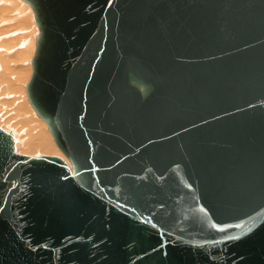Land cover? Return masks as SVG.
<instances>
[{
    "label": "water",
    "instance_id": "95a60500",
    "mask_svg": "<svg viewBox=\"0 0 264 264\" xmlns=\"http://www.w3.org/2000/svg\"><path fill=\"white\" fill-rule=\"evenodd\" d=\"M27 1L75 173L0 129V264H264V0Z\"/></svg>",
    "mask_w": 264,
    "mask_h": 264
},
{
    "label": "bare ground",
    "instance_id": "6f19581e",
    "mask_svg": "<svg viewBox=\"0 0 264 264\" xmlns=\"http://www.w3.org/2000/svg\"><path fill=\"white\" fill-rule=\"evenodd\" d=\"M23 1L26 2L32 10L31 16H29L27 20L26 18H24V9L20 8L18 5V0H2L0 2V22L3 23L1 19L4 17V19L6 18L4 24H9L10 26H12L13 22L14 24H18V26L15 25V28L11 29L9 32L6 31L8 33L2 36L3 38H5V40L10 38L13 40H9L7 43L3 44V46L0 45V122L3 123L2 121H5L7 119V122H10L11 125L13 124L12 127H9L10 125H7L11 131H6L3 128L0 129L12 136L15 153L28 157H33L34 155L31 156L30 153H34L36 150H40L41 156L38 155L33 158H40L44 157L45 155L50 157H59L68 164L70 170L74 174L75 167L56 143L55 136L51 131L49 122L44 119H42V122H37V120L40 119L35 114V112L38 114L37 110L33 108L34 106L32 108L35 110V112L30 109V104L32 106V102L28 94V85L34 72L33 62L38 48L40 28L36 21V14L33 7L27 0ZM21 3L23 2L21 1ZM14 11L17 16L11 18L12 15L10 14L12 12L13 15H15ZM34 16L36 21V23L34 24H36L39 30V34L37 35L35 34L37 30H35L34 27L30 29V26H32V23L34 21ZM7 18L9 19L7 20ZM6 28L4 30H7ZM9 28L10 27H8V30ZM27 37L29 38L27 39ZM17 38L21 40L18 39L19 41L15 42V39ZM30 62L32 66L30 65ZM26 75L27 77L25 81L26 83L28 82L26 89L29 101L26 97L23 98L19 94L18 91H20V88L16 90V86L19 80H21L23 76ZM25 81L24 78L23 80H21V82L23 83ZM23 94L26 95L24 92ZM5 103L8 104L7 106L11 110H13L15 114L14 117L16 118L9 117L7 115L5 117L3 115L5 107L2 105H4ZM2 108L4 111H2ZM27 111H29L30 113H27ZM33 118H37L35 123L33 122ZM48 130L51 132V134L48 132ZM52 136L54 139L52 138ZM36 154L38 153H35V155Z\"/></svg>",
    "mask_w": 264,
    "mask_h": 264
},
{
    "label": "rangeland",
    "instance_id": "374dc122",
    "mask_svg": "<svg viewBox=\"0 0 264 264\" xmlns=\"http://www.w3.org/2000/svg\"><path fill=\"white\" fill-rule=\"evenodd\" d=\"M1 1H2V0H0V2H1ZM21 1H22L23 3H21ZM24 4H26V5H24ZM18 5H19L20 8L24 9V13H23V14H24V18H26V20H27V18H28L29 16H31V11H32V10L30 9L29 5H28L26 2H24L23 0H18ZM23 6H24V7H23ZM26 10H28V11H26ZM14 13H15V11H14ZM10 15H12L11 18L17 16L16 13H15V15H13L12 12H11ZM10 15H8V16H10ZM2 17H3V16H2ZM0 18H1V17H0ZM9 18H10V17H9ZM9 18H7V20H8ZM1 20H2L3 23L0 22V28H1V29H0V35H1V36H0V37H1V38H0V45L3 46V44H5V43H7L9 40H13V39L10 38V39H6V40H5V38H3L2 36H3L4 34H7L11 29H13V28H15L16 26H18V24H16V23L14 24V22H13L12 26H10L9 24H4V23H5L4 21H6V18L4 19V17H3ZM33 20L35 21V16L33 17ZM34 21H33V23H32V26H30V29H31L32 27H34V29L37 30L36 32H35V30H34L35 34L37 35V34H39V33H38L39 30H38L36 24H34V23H36V21H35V22H34ZM2 24H3V25H2ZM15 25H16V26H15ZM33 25H34V26H33ZM7 26L10 27L9 30H8V27H7ZM3 27H4V28H3ZM6 27H7V28H6ZM5 28H6L7 30H4ZM1 30H2V31H1ZM6 31H8V32H6ZM14 32H15V31H14ZM24 35H26V34H24ZM36 35H35V37H36ZM28 38H29V37H27V39H28ZM18 39H19V38L15 39V40H16L15 42L21 40V39H19V40H18ZM24 40H25V39H24ZM30 65H31V62H30ZM31 66H32V65H31ZM26 77H27V75H26V76H23L24 81L26 80ZM23 78H22L21 80H23ZM21 80H19V82H18V84H17V86H16V88H17L16 90H18V89L20 88V91H18L19 94H20L23 98L26 97L27 100H28L27 89H26V86H27L28 82L26 83V81H25V82H24L25 84H24L23 82H21ZM22 83H23V85H22ZM20 84H21V85H20ZM24 85H25V86H24ZM21 86H22V87H21ZM24 87H25V88H24ZM23 88H24L25 90H24ZM23 92H24L26 95H24ZM21 93H22L23 95H22ZM23 100H25V99H23ZM28 101H29V100H28ZM23 102H25V101H23ZM29 104H30V102H29ZM7 105H8V104H6V103H5L4 105H2V106H4V107L6 108V109H5V108L3 107L5 111H4L3 108H2V111L5 112V114H4V112H3V115H4L5 117H6V115H7V116H9V117L16 118V117H14L15 114H14L13 110H11ZM6 106H7V107H6ZM32 107H33V105L31 106V104H30V109L33 110V111L35 112V110H34L35 108L33 107V108H34V109H33ZM7 108H8V109H7ZM6 111H7V112H6ZM12 113H13V115H12ZM27 113H30V112L27 111ZM35 114H36V115L38 116V118H40V119L37 120V118H33V122L35 123L36 120H37V122H42V119H44V118H42L41 115H40L39 113H38L39 115H38L36 112H35ZM34 120H35V121H34ZM44 120H45V119H44ZM1 121H2V120H1ZM5 121H6V122H5ZM5 121H2L3 123L0 122V128H3V129L6 130V131H11L10 128H8V126L10 125L9 127H12L13 124L11 125L10 122H7V119H6ZM44 122H45V121H44ZM1 125H3V126H1ZM7 125H8V126H7ZM25 125H27V124H25ZM28 125H29V123H28ZM6 126H7V127H6ZM48 132L51 134V132H50L49 130H48ZM52 138H53V136H52ZM53 139H54V138H53ZM59 150H60V149H59ZM35 153H38V154L35 155ZM40 154H41L40 150H38V151L36 150L34 153H30L31 156L34 155L33 157L38 156V155H40ZM40 156H41V155H40ZM45 156H46V155H45Z\"/></svg>",
    "mask_w": 264,
    "mask_h": 264
}]
</instances>
